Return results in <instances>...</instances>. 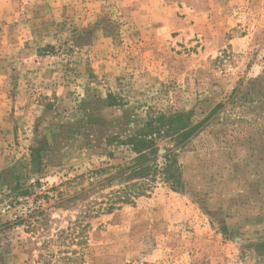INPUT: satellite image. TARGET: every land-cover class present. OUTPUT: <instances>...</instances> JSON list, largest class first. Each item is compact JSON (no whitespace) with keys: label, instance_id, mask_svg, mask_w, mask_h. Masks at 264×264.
Instances as JSON below:
<instances>
[{"label":"rangeland","instance_id":"rangeland-1","mask_svg":"<svg viewBox=\"0 0 264 264\" xmlns=\"http://www.w3.org/2000/svg\"><path fill=\"white\" fill-rule=\"evenodd\" d=\"M261 79L264 0H0V264H45L42 242L101 200L87 172L132 156L108 138L153 112L200 119ZM247 107L178 152L182 189L85 218L83 244L52 245L50 264H264V103ZM36 180L8 205L7 185ZM38 206L33 230L16 222Z\"/></svg>","mask_w":264,"mask_h":264},{"label":"trees","instance_id":"trees-1","mask_svg":"<svg viewBox=\"0 0 264 264\" xmlns=\"http://www.w3.org/2000/svg\"><path fill=\"white\" fill-rule=\"evenodd\" d=\"M255 89L256 91H254ZM251 103H264V80L261 79L257 84L250 82L245 87L243 82L239 83L231 90L224 102L217 103L200 119L193 120V111H177L168 114L153 112L129 136L108 138L107 143L114 142L117 146L126 147V150L132 156L121 163L98 167L87 172V177L91 180L90 184L93 185L91 190L103 191L107 189V192L101 194V200L97 204L96 201L87 203L66 229L57 231L55 239L49 238L42 242L43 253L41 256L44 258V263L50 264L51 257L54 256L50 250L52 245L60 248L59 246L83 244V232L89 226L84 223L85 218L103 211L111 212L122 204H132L139 197L147 196L151 193L158 182L175 191L182 189L184 183L178 152L185 147L190 139L217 118L226 104L234 105L237 109L240 107L247 108L239 111L243 116L248 113L249 107L247 106ZM34 151L32 164L35 170L39 171L41 157L38 150ZM108 155L111 158L112 152ZM83 177V174L77 176L78 179ZM35 185H39L38 180L32 183L14 181L7 185L8 205L17 204L19 198L33 196ZM43 197L47 196L43 195ZM76 199L77 195L70 197H62L60 195L59 200L67 203ZM42 214L43 210L41 206H38L34 209H28L27 212L20 215H15V218L16 222H25L27 223V228L33 230L38 220L37 217ZM67 248L65 247L64 249ZM255 248L257 253L264 257V239L257 242ZM56 252L70 253V256H59L57 259L72 263L71 255L74 253L73 250L64 251L58 249Z\"/></svg>","mask_w":264,"mask_h":264}]
</instances>
